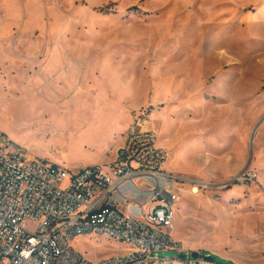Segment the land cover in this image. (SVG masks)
<instances>
[{"label":"rangeland","instance_id":"obj_1","mask_svg":"<svg viewBox=\"0 0 264 264\" xmlns=\"http://www.w3.org/2000/svg\"><path fill=\"white\" fill-rule=\"evenodd\" d=\"M140 127L166 172L205 185L185 186L173 240L264 264V0H0V130L28 160L107 165ZM72 247L93 263L128 252Z\"/></svg>","mask_w":264,"mask_h":264},{"label":"built area","instance_id":"obj_2","mask_svg":"<svg viewBox=\"0 0 264 264\" xmlns=\"http://www.w3.org/2000/svg\"><path fill=\"white\" fill-rule=\"evenodd\" d=\"M157 140L140 127L113 162L72 171L28 160L0 130V264H220L211 255L194 258L171 237L185 186L192 193L205 186L166 172ZM87 236L124 243L128 252L90 262L72 247ZM162 251L178 258L165 260Z\"/></svg>","mask_w":264,"mask_h":264},{"label":"bare ground","instance_id":"obj_3","mask_svg":"<svg viewBox=\"0 0 264 264\" xmlns=\"http://www.w3.org/2000/svg\"><path fill=\"white\" fill-rule=\"evenodd\" d=\"M204 186H205V185H204ZM198 193H199V190H198L197 188H195L193 194H196V195H197ZM181 201H182V200H181ZM181 201H180V202H181Z\"/></svg>","mask_w":264,"mask_h":264},{"label":"water","instance_id":"obj_4","mask_svg":"<svg viewBox=\"0 0 264 264\" xmlns=\"http://www.w3.org/2000/svg\"><path fill=\"white\" fill-rule=\"evenodd\" d=\"M192 256H193L194 258H197L198 253H197V252H193Z\"/></svg>","mask_w":264,"mask_h":264},{"label":"crops","instance_id":"obj_5","mask_svg":"<svg viewBox=\"0 0 264 264\" xmlns=\"http://www.w3.org/2000/svg\"><path fill=\"white\" fill-rule=\"evenodd\" d=\"M257 130V129H256ZM257 132V131H256ZM168 264H180V263H177V262H170Z\"/></svg>","mask_w":264,"mask_h":264}]
</instances>
